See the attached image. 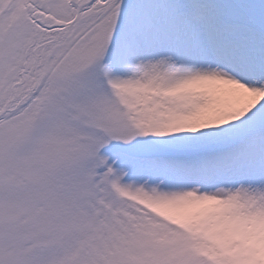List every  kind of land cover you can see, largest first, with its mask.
I'll use <instances>...</instances> for the list:
<instances>
[{
    "label": "snow or ice",
    "instance_id": "snow-or-ice-1",
    "mask_svg": "<svg viewBox=\"0 0 264 264\" xmlns=\"http://www.w3.org/2000/svg\"><path fill=\"white\" fill-rule=\"evenodd\" d=\"M0 264H264V0H0Z\"/></svg>",
    "mask_w": 264,
    "mask_h": 264
}]
</instances>
